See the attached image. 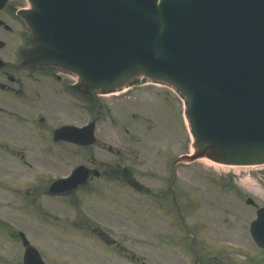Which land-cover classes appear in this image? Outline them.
Segmentation results:
<instances>
[{
    "label": "water",
    "instance_id": "1",
    "mask_svg": "<svg viewBox=\"0 0 264 264\" xmlns=\"http://www.w3.org/2000/svg\"><path fill=\"white\" fill-rule=\"evenodd\" d=\"M45 11L26 17L43 63L79 74L90 89L109 91L144 76L185 97L193 154L175 166L200 158L264 164V0H53L50 17L40 19ZM251 231L264 247V208ZM32 250L27 264H44Z\"/></svg>",
    "mask_w": 264,
    "mask_h": 264
},
{
    "label": "rangeland",
    "instance_id": "2",
    "mask_svg": "<svg viewBox=\"0 0 264 264\" xmlns=\"http://www.w3.org/2000/svg\"><path fill=\"white\" fill-rule=\"evenodd\" d=\"M155 88L162 92L157 95L152 89H132L102 98L104 103L101 102L97 111L90 109V114L98 119L96 134L105 142L107 150L72 151L75 161L90 157L91 153L97 160L112 161L117 156L108 150L111 145L121 151L118 157L131 165L129 168L138 180L136 191L123 190L113 196L121 210H114L116 214L110 215L96 212L98 222L110 227L112 231L108 232L113 237L132 230L138 245H146L139 247L138 254L147 264H194L190 250L193 245L197 255L201 247L208 250V259L213 260L215 252L206 245L210 240L214 247L225 241L233 245V264L255 263L250 257L255 259L258 249L250 241L249 226L256 211L246 205L245 199L250 196L264 205V168H231L201 159L178 164L174 178L173 161L190 152L192 136L182 114L181 99L166 87ZM55 104L57 108L64 107L58 99ZM62 160L65 166L58 171L65 168L66 173L69 163ZM249 177L256 184L249 183ZM123 206L128 209L124 210ZM55 213L58 217L53 211V230L30 231L37 233L36 241L45 253V257L41 255L46 263L100 264L97 253L110 254L111 247L100 238L98 241L91 231L71 232L65 228L76 221L66 208L60 206ZM95 244L107 247L89 246ZM20 253V246L2 243L0 264H18ZM101 264L114 262L105 256Z\"/></svg>",
    "mask_w": 264,
    "mask_h": 264
},
{
    "label": "flooded vegetation",
    "instance_id": "3",
    "mask_svg": "<svg viewBox=\"0 0 264 264\" xmlns=\"http://www.w3.org/2000/svg\"><path fill=\"white\" fill-rule=\"evenodd\" d=\"M2 2L0 245L9 243L14 247L20 246L19 260L15 258V261L26 264L27 245L33 246L39 253L44 252L37 244V233L32 234L33 230H53V211L58 217L55 211H59L62 206L76 218L73 226L70 224L65 228H70L71 232L91 231L97 240L100 238L111 247L109 255L105 252L97 253L100 264L105 256L114 264H145L138 254L139 247L143 246L138 245L132 230L113 237L108 232L112 231L111 228L100 225L95 215L96 212L103 215L106 212L109 215L116 214L114 210L119 206L113 196L123 190L136 191L139 184L129 168L131 165L124 164L125 160L119 158L121 151L111 145H108V150L115 152V160H97L96 155L91 153L90 157L75 161L72 153L74 150H107L105 142L100 141L97 134L93 144L77 141L83 140V137L77 135H69L68 139L56 137L57 129L64 126L81 128L91 121L97 124L98 119L90 114V109L97 111L102 100L98 98L94 104H90L89 97L78 90L76 80L70 74L53 65L39 62L41 57L37 58L39 53L33 51V34L26 22L31 9L30 0ZM36 4L39 7L36 10L41 11L42 0H37ZM55 99L64 107L57 108ZM84 110L86 113L83 115ZM62 159L69 163L66 164V173L65 168L58 171L65 166ZM80 167L84 168L82 172L85 180L62 191L53 190L56 180L73 175ZM103 201L108 204H102ZM210 241L206 245L211 252H215L213 260L208 259L207 249L200 247V254L197 255V250L189 247L193 252L194 264H233V245H227L225 241L216 243L217 247H214ZM89 246L102 249L107 247L105 244ZM258 252L256 264H264V250L259 249Z\"/></svg>",
    "mask_w": 264,
    "mask_h": 264
},
{
    "label": "bare ground",
    "instance_id": "4",
    "mask_svg": "<svg viewBox=\"0 0 264 264\" xmlns=\"http://www.w3.org/2000/svg\"><path fill=\"white\" fill-rule=\"evenodd\" d=\"M248 180H250L249 183H250V182H251V183H255V181H254L253 179H251V177H249ZM255 184H256V183H255Z\"/></svg>",
    "mask_w": 264,
    "mask_h": 264
}]
</instances>
